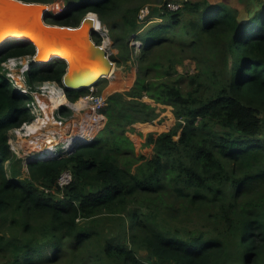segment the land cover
Masks as SVG:
<instances>
[{"label": "trees", "instance_id": "1", "mask_svg": "<svg viewBox=\"0 0 264 264\" xmlns=\"http://www.w3.org/2000/svg\"><path fill=\"white\" fill-rule=\"evenodd\" d=\"M61 1L46 23L78 26L95 13L124 61L136 51V78L108 96L92 142L32 162L23 176L8 138L31 117L0 72V264H264V5L241 23L224 0H186L174 11L152 8L148 17L162 22L139 32L138 0ZM34 53L32 43L9 39L0 70L7 58ZM185 59L195 72L178 73ZM66 67L54 58L32 78L62 85ZM144 96L171 106L175 119L146 135L149 157L127 135L159 116ZM51 98L56 106L66 96ZM64 170L72 181L60 189Z\"/></svg>", "mask_w": 264, "mask_h": 264}, {"label": "built area", "instance_id": "2", "mask_svg": "<svg viewBox=\"0 0 264 264\" xmlns=\"http://www.w3.org/2000/svg\"><path fill=\"white\" fill-rule=\"evenodd\" d=\"M161 6H165L171 11L182 7L180 1H168L159 7ZM148 12L147 6L139 10L137 18L141 20L140 22H144L149 15ZM32 59L33 56L30 55L9 57L2 64V70H0L13 90L17 91L23 98L28 96L33 98L31 102H26L31 120L20 128L12 129L8 138L9 143L11 132L18 138H33L29 142L33 152L22 158L23 166L26 169L28 164L32 162L60 158L92 142L95 133L104 127L106 121L104 110L108 98L106 94L97 93V89L94 88L95 85L84 88L89 92L79 96L75 101L68 99L67 92L71 90H66L63 85L43 81L37 86V90H31L25 81L26 73L30 74L32 65H34L31 63ZM60 92L66 96L67 102H59L53 107L50 97L58 95ZM142 100L150 102L146 96ZM77 103H80L79 107L76 106ZM152 104L156 107L159 106V104ZM34 125L36 128H33ZM69 140L75 141L74 145H69ZM50 145L53 146L54 150L53 153L47 154V148ZM15 150L16 148L12 152L18 155ZM71 181L72 172L64 170L57 180V186L64 189Z\"/></svg>", "mask_w": 264, "mask_h": 264}, {"label": "water", "instance_id": "3", "mask_svg": "<svg viewBox=\"0 0 264 264\" xmlns=\"http://www.w3.org/2000/svg\"><path fill=\"white\" fill-rule=\"evenodd\" d=\"M178 1L183 2L186 0ZM251 3L253 8L250 11L238 13V22L246 23L258 10V6L253 0H251ZM48 10L47 4L24 2L22 0H0V38H2L0 44L9 39L32 43L35 46L32 64H42L58 58L53 55L50 56L49 60L43 61V56L48 52L63 50L79 62L87 61L91 65L97 66L99 72L111 74L113 63L109 58L106 46L104 43L99 45L93 40V34L97 32L93 29V20L88 15H97L88 12L78 26H61L46 23V15L50 12ZM10 31H15L17 35H7ZM40 43H46L47 47L44 50H38L36 44ZM66 63V71L62 78L63 87L71 91L88 87L74 86V83L80 78L71 80L70 72L74 67H78V63L77 61L68 63L67 60ZM106 79H109V77H106ZM111 94L109 93L108 96Z\"/></svg>", "mask_w": 264, "mask_h": 264}, {"label": "rangeland", "instance_id": "4", "mask_svg": "<svg viewBox=\"0 0 264 264\" xmlns=\"http://www.w3.org/2000/svg\"><path fill=\"white\" fill-rule=\"evenodd\" d=\"M164 1L165 0H138L136 2V4L140 3L138 12L141 8H143L145 6L148 7V10L150 12L152 10V8L159 7L160 5H162L164 3ZM192 1H195V0H192ZM136 4H133V5L131 4L130 8H133V6H136ZM47 5L49 7L48 11H50V12L60 13L62 11V8H63V2L61 0H56L54 3L47 4ZM51 8H53V9L51 10ZM149 12H148V14H149ZM117 18H119V16H117ZM138 20H139L138 21L139 24L143 25L141 30L143 28H147L148 26H152L153 24H157V23L162 22V20L160 18H153V17H147L144 20V22H140L141 20L139 18H138ZM117 21L119 22L120 19ZM102 26H103V29H101L100 31H97L99 38H100L98 44L101 45L104 43L105 40H107V44L105 46H106L109 58L113 63V70L111 72V76L109 77L110 78L109 80L107 79V81H102L100 83H97L94 86V88L97 89V93H103L106 95H108L109 93L124 92L128 89V86L126 87L125 82L130 81V84H131L133 81V79L131 77L133 76V78H134L135 72L137 71V62H136L137 57L136 58L133 57V54L136 51L133 50L131 55H130L131 57L129 58V60L124 61L121 54L118 53V47H116L113 44L110 32L108 33L107 27L104 24H102ZM141 30H139V32ZM138 39L136 40L135 35H132L129 38V45H131V43H133V44H135V46H138L140 43V41ZM93 40L95 42L97 41L94 38H93ZM39 66H40V64L32 65L31 73L30 74L26 73L25 83L28 87H30L31 90H37L36 89L37 86L40 85L39 81L32 78L33 71L35 69H37ZM176 69H177L178 73H186V72L193 73V72H195V69H196V63L192 59H185L181 65L176 66ZM135 78H136V76H135ZM133 84L131 86H133ZM88 92H89V90H88ZM32 99H33L32 96H28V97L24 98L25 104H27L26 102H31ZM70 101H72V100H70ZM65 102H67V98L65 99ZM78 104H80V103H78ZM157 112L159 113L160 116L156 120H154V123H151V125L153 127L151 126L150 128H147L148 125L143 126V127L138 126V129H136L137 123H135V124H133L134 125L133 126L134 131L127 133V135L131 138V140L134 143L135 153H137V154L142 153L148 157L151 156V147L143 146V144L146 140V138H145L146 135L148 133H151V132L152 133L167 132L175 124V119H174V116L172 113V107L171 106H163V105L159 104V106H157ZM66 116H68V115L66 114ZM141 124H144V123H141ZM33 128H36V125H34ZM102 129L103 128H101L97 133H95V136ZM262 138L264 139V130H263ZM32 140H33V138H31V137L18 138L17 136L13 135V133L11 132V140H9V143H10V147L12 150H14L16 148L15 151L18 153V155H16V156L18 158L22 159V158L28 156L29 154H31V152H33L32 151L33 148H30V145H29V142ZM20 146H22V147H20ZM51 147H52V145L48 146L47 149H49ZM20 168H21V175L25 176L27 169L24 168L23 163L21 164ZM143 256L145 257L144 253H143Z\"/></svg>", "mask_w": 264, "mask_h": 264}, {"label": "bare ground", "instance_id": "5", "mask_svg": "<svg viewBox=\"0 0 264 264\" xmlns=\"http://www.w3.org/2000/svg\"><path fill=\"white\" fill-rule=\"evenodd\" d=\"M88 16H89V18H91L93 20V29L96 32L100 31L101 29H103V26L99 22V18H97V16H95L94 14H89ZM3 34H4V32H3ZM7 35L16 36L17 33L15 31H10V32H8ZM0 39H2V38H0ZM106 44H107V40L104 41V45H106ZM36 46H37L38 50H44L47 47V44L46 43H40V44H36ZM48 53L43 56L44 57L43 61L49 60L50 56H53V55L57 56L58 58L66 59L68 63L77 61L78 67H76V68L74 67V69L71 70V72H70V75H71V78H72L71 80H77L78 78H80V80H78L77 82L74 83L75 87L76 86L77 87H79V86L80 87H86V86H89V85H93L95 81H100L104 77L106 78V77H110L111 76V74H109L107 72H99V69L97 68V66L91 65L87 61L79 62V60H77L73 56L68 55L63 50H56V51L53 50V52H48ZM51 60H53V59H51ZM125 84H126V87L129 86L130 81L125 82ZM50 99H51V102L54 103L51 97H50ZM78 105H80V104H78ZM53 107H55V106H53ZM74 142L75 141H72V142L69 141V143H70L69 145H74Z\"/></svg>", "mask_w": 264, "mask_h": 264}, {"label": "crops", "instance_id": "6", "mask_svg": "<svg viewBox=\"0 0 264 264\" xmlns=\"http://www.w3.org/2000/svg\"><path fill=\"white\" fill-rule=\"evenodd\" d=\"M225 3H227L230 6L235 7L238 10V13L241 11H245L248 12L253 8V5L251 3V0H224ZM255 2V4L258 6V10L262 8V6L264 5V0H253ZM238 16V15H237ZM137 71L135 72V76H136ZM135 76L133 78V76L131 77L133 79L132 83L129 84L128 88L134 83L135 81ZM110 79V78H109ZM108 79V80H109ZM77 107H79L80 105L76 104ZM166 106V105H163ZM157 111V110H156ZM160 116V115H159ZM158 116V117H159ZM157 119V118H156ZM155 119V120H156ZM151 123H154V120L151 122H145L144 124L141 123H137L136 125V129H138V126H152ZM134 126V125H133ZM153 127V126H152ZM22 147V146H21Z\"/></svg>", "mask_w": 264, "mask_h": 264}]
</instances>
